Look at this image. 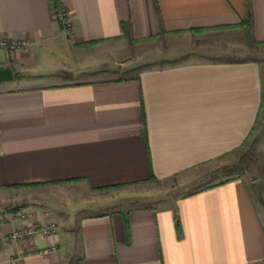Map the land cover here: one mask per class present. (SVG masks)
I'll use <instances>...</instances> for the list:
<instances>
[{
	"label": "crops",
	"instance_id": "1",
	"mask_svg": "<svg viewBox=\"0 0 264 264\" xmlns=\"http://www.w3.org/2000/svg\"><path fill=\"white\" fill-rule=\"evenodd\" d=\"M122 23L134 39L247 32L264 45V0H0V66L14 73L0 82V189L42 198L27 201L30 218L0 215V264H264V200L245 176L208 184L170 207L47 210L50 194L69 183L98 192L211 164L241 148L262 116L256 59L115 69L84 56L127 39L118 38ZM93 40L102 41L85 45ZM9 41L26 45H2ZM42 59L45 66L30 69ZM120 70L135 74L106 76ZM30 183L42 184L17 186ZM51 222L55 235L10 238Z\"/></svg>",
	"mask_w": 264,
	"mask_h": 264
},
{
	"label": "rangeland",
	"instance_id": "2",
	"mask_svg": "<svg viewBox=\"0 0 264 264\" xmlns=\"http://www.w3.org/2000/svg\"><path fill=\"white\" fill-rule=\"evenodd\" d=\"M227 34L224 37H203L199 40L185 36L174 38L156 37L139 42H130L124 39L105 44L103 47L96 49V53H88L84 56H94L101 60H107L109 61L108 65H111L110 62H112L115 69L138 65L141 61L155 64L166 61L256 59L262 67L264 86V45L254 44L247 32H243L242 35ZM175 50L182 52L169 53ZM160 51H163V53H160ZM43 60L37 62L36 67L32 66L30 69L40 70V66H45ZM114 62L115 64H113ZM29 73L34 74L32 71H29ZM134 74L133 71L120 70L106 76L128 77ZM32 76L27 80H35ZM263 163L264 105L262 116L245 144L211 164L199 166L164 180L120 185L98 192L89 189L82 183H69V186L61 187L59 193L50 194L51 198L46 207L51 212L72 206H74L72 209L79 207L84 209L81 212L83 215L99 214L111 210H126L138 206L170 207L175 204L180 196L230 175H236V171L244 173L245 178L252 185V190L255 191L259 188L258 195L264 199ZM253 177H257V180H253ZM253 184L258 186L255 188ZM22 193L23 195H21ZM28 194L31 193L24 192L23 189H0V215L5 212H14L19 213L20 217L23 215L24 219L30 218L31 215L34 216L33 212L24 211V208L28 206L27 201L42 202V198L38 199L35 193L34 195ZM49 208L53 209L49 210Z\"/></svg>",
	"mask_w": 264,
	"mask_h": 264
},
{
	"label": "built area",
	"instance_id": "3",
	"mask_svg": "<svg viewBox=\"0 0 264 264\" xmlns=\"http://www.w3.org/2000/svg\"><path fill=\"white\" fill-rule=\"evenodd\" d=\"M56 19L65 27L69 28L70 26V20L65 13L64 10H58L55 13ZM2 45H5L9 49L18 48V47H24L26 45V42L24 41H9V42H3ZM23 216V215H22ZM57 233V225L55 222H51L46 226L43 227H28L24 229H18L17 231L13 232L10 236V238L17 240V239H24L32 235L40 234V235H55ZM55 246L52 247L54 249ZM49 249L44 248L41 251L47 252Z\"/></svg>",
	"mask_w": 264,
	"mask_h": 264
},
{
	"label": "trees",
	"instance_id": "4",
	"mask_svg": "<svg viewBox=\"0 0 264 264\" xmlns=\"http://www.w3.org/2000/svg\"><path fill=\"white\" fill-rule=\"evenodd\" d=\"M248 21H244V22H242V23H240L238 26H240V27H243L244 25H245V23H247ZM122 28H123V35H121L120 37H118V38H127L130 42H139V41H143V40H150V39H152V38H155V37H146V38H142V39H134V38H132L131 36H130V34H129V31H128V28H127V24L126 23H122ZM198 29H196V31H197ZM179 32H181V31H176L175 33H179ZM102 40H93V41H87L86 43H85V45H88V46H95V45H97V44H99L100 42H101ZM138 69V67H136V68H133L132 70L134 71V70H137ZM256 125H257V122H256V124L254 125V127L252 128V130H251V132H250V134L248 135V137L245 139V141H244V143L243 144H245V142L248 140V138L251 136V134L253 133V131L255 130V128H256ZM236 173V176H244V173H242V172H240V171H236L235 172ZM262 176H263V180H264V163H263V165H262ZM254 176V175H253ZM234 177V175H230V176H228V177H226L225 179H222V180H220V181H218V182H216V183H212L211 185H209V186H213V185H217V184H221V183H224V182H226V181H228V180H230V179H232ZM253 180H257V177H253ZM148 181H158V179L152 174V173H150V178L148 179ZM40 184H42V183H30V184H24V185H17V186H29V185H40ZM116 186H119V185H112V186H107V187H101V188H98V190H100V191H103V190H106V189H108V188H111V187H116ZM209 186H207V187H209ZM258 185H255L254 184V187L256 188ZM256 192L258 193V192H260V189L258 188L257 190H256ZM259 200H260V202L261 203H263V198H259ZM177 223H178V226H179V221L177 220Z\"/></svg>",
	"mask_w": 264,
	"mask_h": 264
},
{
	"label": "water",
	"instance_id": "5",
	"mask_svg": "<svg viewBox=\"0 0 264 264\" xmlns=\"http://www.w3.org/2000/svg\"><path fill=\"white\" fill-rule=\"evenodd\" d=\"M14 79V73L10 67L0 66V82Z\"/></svg>",
	"mask_w": 264,
	"mask_h": 264
}]
</instances>
